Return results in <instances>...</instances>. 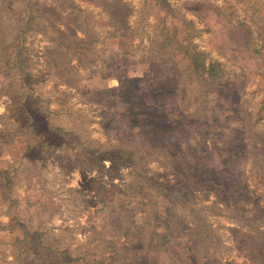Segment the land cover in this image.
I'll return each mask as SVG.
<instances>
[{
	"label": "rangeland",
	"instance_id": "obj_1",
	"mask_svg": "<svg viewBox=\"0 0 264 264\" xmlns=\"http://www.w3.org/2000/svg\"><path fill=\"white\" fill-rule=\"evenodd\" d=\"M167 1L0 0V264H264V0Z\"/></svg>",
	"mask_w": 264,
	"mask_h": 264
},
{
	"label": "trees",
	"instance_id": "obj_2",
	"mask_svg": "<svg viewBox=\"0 0 264 264\" xmlns=\"http://www.w3.org/2000/svg\"><path fill=\"white\" fill-rule=\"evenodd\" d=\"M32 2H33V0H28L29 6H30V4H32ZM162 2H163L164 5L170 6V4H168V1L167 0H162ZM18 35H20V34H17L16 37H19ZM3 47H7V46H3ZM192 60L194 61L195 69L197 71H199V72L205 71L214 80H216V79H218L220 77V75L222 73V72L219 71V68H218V67H220V64H218V63H216V64L215 63H212L207 68L203 62L198 63L197 54L195 56H193V59ZM6 65L9 66V67L12 66V61L10 60V58H7L6 59ZM16 66H17V64L15 65V67ZM18 66H20V65H18ZM22 67H23V65H22ZM212 73H214V74H212ZM218 192H219V190H218ZM238 195L239 194H237V196ZM225 204L229 206L231 204V200L226 201ZM201 229L203 230V228H201ZM200 232H202V231L200 230ZM171 236H172L171 233L170 234L169 233L162 234V239H163L162 245H166L168 243V240L167 239L169 237H171ZM197 237H200V238L201 237H204V239L206 238L205 234L204 235L203 234L197 235Z\"/></svg>",
	"mask_w": 264,
	"mask_h": 264
}]
</instances>
